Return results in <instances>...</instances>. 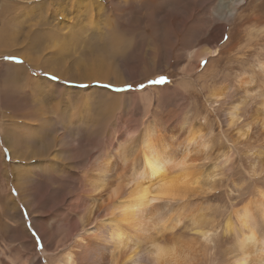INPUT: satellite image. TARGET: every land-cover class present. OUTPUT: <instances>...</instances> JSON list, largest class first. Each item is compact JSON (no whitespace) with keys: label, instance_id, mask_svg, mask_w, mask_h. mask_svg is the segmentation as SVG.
Listing matches in <instances>:
<instances>
[{"label":"rangeland","instance_id":"obj_1","mask_svg":"<svg viewBox=\"0 0 264 264\" xmlns=\"http://www.w3.org/2000/svg\"><path fill=\"white\" fill-rule=\"evenodd\" d=\"M31 1L33 0H0V30L2 27L9 32L8 36L17 35L16 38L19 42H22L25 36L28 27L25 28L24 26L28 23L21 20L20 24L23 25H19L17 28H14V21H10V24L1 23H5L6 17L13 16V12L18 10L19 6H15L12 11L9 8L11 5L14 3L28 5ZM95 1L104 3L109 12L111 10L116 11L113 16L115 23L125 35V38L122 35L124 38V44H121L123 53L106 50L98 32L91 31L88 36L76 35L71 40L65 41H71L73 44L75 42L79 48L77 49L79 51L74 52L72 54L74 56L68 60L72 61L75 57L76 60L79 59L78 62L81 63V66L92 63V60L93 62L103 61L105 63L113 60L111 63H115L114 65L122 73L123 79L125 60L135 70L139 66L138 58L129 52L131 50L144 52L146 59L152 63L155 56L157 57L153 53L152 45L159 42L161 48L158 59L161 66L158 75L166 76L167 81L158 85H149L144 77L138 78L137 80H143L147 86L146 90H141L134 83L136 80L133 81L132 89L126 88V84L129 82L123 81L119 83L112 80L75 82L73 79L70 80V75L67 78H61L56 75L55 71L46 68V64H52L53 68L54 66L58 67L57 54L54 53L53 48L46 49L43 54L36 53L40 60L38 65H34L21 55L14 54L12 56L15 59L6 60L5 57L9 55L7 49L2 46L0 39V53L1 51L3 53L0 54V85H2L0 88L4 85L5 64L7 62L15 63V65L24 66V69L28 70L31 75L46 78L59 85L79 88L87 92L96 90L97 95L94 97L95 100L93 99L95 107L93 113L96 119L107 118L109 114L114 115L113 121L109 124V135L100 141L102 144L97 142L95 137H90L86 130H83L84 128L94 129L96 124L88 123L82 126V124L75 123V119H72L74 123H70L72 128L68 135H71L74 141L69 150L71 154L63 153L65 162L61 158L59 160V157H53L60 153L57 151L60 150V145V147L57 146L58 148L55 145L50 150L43 151L44 155L42 156H26V159L21 161L14 159L10 154L12 153V143L16 148L27 153L35 147L43 146L50 140L52 142L57 135L56 132L58 133L61 127H66V119L63 117L57 121L52 120L53 124L48 128L46 127L47 129L45 128L41 132H33L36 135V142H32V144L27 142L30 135H20L17 127L16 132L8 130L5 136L0 131V264H58L59 256H63L69 250L71 252L72 249L74 254L75 251H85V255L86 253L89 255H86L81 261L76 256L75 264H103V261L106 262L105 255L109 243L104 238L107 237L109 219L107 217L94 218L95 220H92L91 225L86 222V229L96 224L99 228L104 227V231L83 232L80 235L81 239L76 234L80 233L83 226H79V218L77 217L79 214L77 215V208L72 204L76 202L79 195L84 193L86 180H89L92 175L87 170H89V164L95 157L107 154L112 147L118 149L127 147L132 157L136 158L138 148H140V136L145 135L146 127L153 128L152 125L154 124L155 127L157 124L158 131L161 130L158 136L155 135V139L163 132L165 139L172 141V145L175 141L179 142L183 139L188 124H195L203 128V137L199 139L197 145L190 147L192 151L190 149L189 156L196 161L198 167L205 174L210 173L207 174L210 175L208 176L210 180L208 178V182H206L207 185L204 184L203 189L194 197L196 200L204 199V202L202 204L199 202V204L201 206L207 204L202 206L206 211L220 216L231 209V195L237 197L234 200L241 204L242 199L256 195L258 197L260 191L264 190V0H246L240 5L236 17L230 21L220 20L217 16L223 15L229 9L227 0H159L156 8L154 4L140 5L139 3V6L133 9L124 3L117 5L114 0ZM55 5L56 3L53 4V7ZM68 13V16L60 18L57 15L51 17L50 13L46 12L42 17L45 18V24L48 25L36 24L35 28L40 29L46 26L49 29H56L59 39L64 41L61 38L62 30L59 25L65 28L67 24H58V21L70 23L71 12ZM186 20L187 22H185ZM36 22L41 23V19L37 18L32 23ZM219 26L224 27L217 42L220 50L218 55L212 56V54L204 53L205 47L209 48L206 38L209 39L212 32L218 33ZM64 31H68V28ZM168 31L173 32L176 36V38L172 37L176 41L172 50L167 47L168 39L171 37V34L168 36ZM29 45L18 47H25V49L31 47L33 50L34 48L37 50L36 40H31ZM192 47L197 49L198 56L194 54L190 56V51H193ZM125 51H128L129 54ZM112 53L122 56H113ZM51 54L56 56V59H51ZM201 54L202 56H200ZM83 58H89V61L83 62ZM107 58L111 60L107 61ZM184 67L185 69H183ZM10 69L14 72L15 68L11 66ZM53 77L57 78L53 79ZM9 88L11 89L8 91ZM16 88L15 85L10 86L7 88L6 94L3 95L2 92L0 95V115L2 116L4 113L3 116L9 117L10 124L8 126L13 124L12 122L18 115L16 112L20 110L18 108L23 106L19 98L21 92ZM118 91L120 95L117 98L116 105L118 106L115 107V105L108 109L110 113H107L104 109V96L110 92L117 94ZM220 92L226 96L224 102H217L213 97V93ZM121 93L131 94V97H134L132 99L134 102L131 100L128 102L125 96H121ZM7 96L8 98H6ZM43 97L46 104H52L53 99L48 93L43 94ZM4 104L7 106L4 107ZM16 105L17 109L14 108ZM232 107L237 109L241 119L231 125L229 124L227 109ZM101 113L107 114L103 116ZM245 123H251L249 132L245 136H239L238 129H241L242 124ZM256 125L258 126L256 127ZM124 137L126 140L122 143ZM127 140L128 142H126ZM102 145L105 147L103 146V148ZM134 149L136 152L132 153ZM179 150L180 148H176V151ZM31 163L36 165L29 168L27 165ZM20 165L26 175L22 178L24 180L23 190L16 188V179L21 172V169L18 170L17 167ZM115 172L112 174H116ZM210 188L213 189V192H208ZM233 188H241L244 195L239 192L240 197L238 192L235 193L234 190H230ZM214 194L216 198L209 199ZM103 198L105 199L104 196ZM163 210L167 212L164 207ZM100 234L104 235L101 236ZM33 236L36 237L35 247H33L32 242ZM41 236L43 239L40 238ZM81 244H85V246ZM96 254L99 256H94ZM121 264L126 263L121 262Z\"/></svg>","mask_w":264,"mask_h":264},{"label":"bare ground","instance_id":"obj_2","mask_svg":"<svg viewBox=\"0 0 264 264\" xmlns=\"http://www.w3.org/2000/svg\"><path fill=\"white\" fill-rule=\"evenodd\" d=\"M114 1L117 5L124 3L129 5L132 9L138 7L139 3L140 5L145 3L151 5L154 4L156 8L159 2V0ZM227 1L229 3V9L227 12L223 15L215 14L220 20L230 21L235 18L240 5L243 4V2H246V0ZM54 3H56V5L53 7ZM103 4L95 0H33L28 3V5L14 3L9 8L13 11L15 6H19L18 10L13 12V16L6 17L5 23L1 24H10V21H14V28H17L19 25H23L20 24V21L25 20L28 24H25L24 27L28 28L26 29L22 42H19L18 38H16L17 35L8 36L9 32L1 27L0 39L2 41V46L7 49L8 55H21L24 59L34 65H38L40 60L36 53L43 54L46 52V49L53 48L54 53L57 54L58 62H56L58 67L54 66L53 68L52 64H46V68L55 71L57 73L56 75H59L61 78H67L70 75V80L73 79L75 82L96 80H112L116 83L122 81L133 82L140 77L151 75L152 72L160 73L159 67L161 64L158 59V53L160 52L161 45L159 42L152 45L153 53L157 55L152 63L146 59L144 52H135L134 50L129 52L134 54V57L138 58L139 66L135 70V68L130 67L125 60L123 79L121 77L122 73L114 65L115 63H111L113 60L108 59L109 57L106 60H111V62H93L92 60V63H87L88 65L84 66H81V63L79 64L78 62L79 59L76 60L75 57L72 61L68 60V58L74 56L72 55L74 52L79 51L77 50L79 48L75 42L73 44L71 41H65L69 39L71 40L76 37V35L88 36L91 31L98 32V36L103 41L104 46H106V50L123 53L121 44L124 41L123 39L125 38V35L115 23L116 21L113 16L116 14V11L111 10L109 12L106 5ZM46 12H49L51 17L57 15L60 16V18L68 16V12H71L69 18L70 23H62L61 21H58V24H67L65 28L64 26L59 25L62 30V33H60L61 38L64 41L59 39L56 29L46 28L48 24H45V18L42 17ZM37 18L41 19V23L36 22L33 24L32 22ZM185 22H187V20ZM36 24H44L46 26L37 29L35 28ZM223 27L224 26L218 27L219 35L216 32H212L211 37L209 39L206 38L209 48L205 47V50H203L204 53L206 52V54L209 55L212 54V56L218 55L220 50L217 46V42L220 38V34L223 32ZM66 28H68V31H64ZM170 34L171 37L168 39L167 47L172 50L176 42L172 37L174 36L176 38V36L173 32L168 31V36ZM215 35L217 37H214ZM92 38L94 39V37ZM31 40L37 41V50L35 48L33 50L31 47H29V49L18 47L29 45ZM76 42H78L77 39ZM80 44L82 45V43ZM192 48L193 51H190V56L193 54L198 56L199 53L197 49H194L195 47ZM106 50L105 54L107 57ZM203 51L201 52L203 53ZM125 52L128 53V51ZM0 54H3L2 51ZM101 55H104V53H101ZM112 55L114 56L116 54L112 53ZM51 56V59L56 57L53 54H51ZM116 56L119 57L120 55ZM200 56H202V54ZM88 59L83 58L82 61H89ZM8 63L9 62L4 66V85L0 88V95H2V92L3 95L4 93L6 94V92L11 89L9 88L7 91V88L15 85L21 92V97L19 98L21 99V105L23 106L18 108L20 109V112H16L18 114L16 118L13 116L15 120L10 126H8L10 124L9 117L6 118L3 116L4 113L2 116L0 115V131H2L4 136L7 135L8 130L16 132L17 127L20 135H30L27 142L32 144V142H36V135L33 132H41L46 127H50L53 124L52 120L57 121L61 117L66 119V127H61L58 133L56 132L57 135L52 142H50V140L48 143L43 144V146L35 147L27 153L24 150L16 148L12 143V153L10 154H12L14 159L16 158L21 161L25 160L26 156H42L46 150H50L55 145L56 147L60 145V150H57L60 153L55 154L53 157H59V160L61 158V160L65 162L63 153H69V150L72 148L71 144L74 141L71 135H68L69 130L72 128V124L70 123H74L72 119H75V123L82 124V126L83 124L88 123L96 124V127H93L94 129L84 128L83 130H86L87 133L90 134V137H95L99 143H101V140H104L103 138L105 136L109 135V124L113 121L114 115L109 114L107 118L96 119L93 113V109L95 108L93 99L95 100L94 97L97 95L96 90L87 92L79 88L65 87L53 81H49L46 78L44 79L37 75H31L22 65ZM11 66L15 68L14 72L11 71ZM183 69H185V67ZM244 82L246 81L244 80ZM45 93H48L53 99L51 105L44 102L45 99L43 94ZM105 95L107 96H104V109L107 113H110L108 109L117 104V98L120 95L111 92ZM8 96L6 98H8ZM121 96H125L128 102L130 100L133 101L132 99L134 98L131 97V94L129 93L122 94ZM213 97H215V101L217 102H224V98L226 99L223 92L213 93ZM5 103L7 102L5 101ZM4 105V107L7 106V104ZM117 106L118 105L115 107ZM16 107L17 105L14 106L15 109H17ZM97 108L99 109V107ZM236 108L239 109L237 106ZM236 108L232 107L227 109L229 124L231 125L237 123L241 119ZM101 115L105 116L102 113ZM259 120L261 121V119ZM250 124L251 123L242 124L241 129H238V135L245 136L246 133L249 132L251 127ZM257 126L258 125H256V127ZM152 127L153 128L146 127L145 135L140 136V148L137 146L139 150L137 149L138 156L136 158L132 157V154L128 152L127 147L121 149L112 147L107 154L98 155L94 158L92 163L90 162L91 164H89V170L87 171L92 175L89 180H86L84 193L79 195L76 202L72 204L77 208V215L79 214L77 216L79 218V226H83L80 233L75 234L79 235V238H81L80 235L83 232H103L104 227L99 228L98 225L93 224L89 229H86L85 224L86 222H89L91 225L92 220H95L96 218L101 219L107 217L109 219L107 237L104 238L106 239V242L109 243V246L108 250L106 249V262L103 261V264H121V262H125L126 264H157L154 252L157 250L158 246L164 248L175 246L179 257L183 254V257L190 259L193 264H264V190L260 191L258 197H256V195L255 197L253 196L248 199H242L240 201L242 202L241 204L234 200L237 197L231 195V209L228 212L222 213L220 216L213 214V212L206 211L202 206L207 204L202 206L199 204V202L202 204L204 199H199V201L194 197L195 194L203 189L204 184L208 182V176L210 175L207 174L210 173L207 171L208 173L206 172L207 174H205V172L198 167L196 161L189 156L192 151V148L190 147L195 144L197 145L199 139H202L203 128L201 126H196L195 124H188L183 139L179 142L175 141L172 145V141L165 139L166 137H164L163 132L157 137V139H155V135L158 136L161 130H157V124L156 127L155 124L152 125ZM117 130L116 132H119ZM125 137L122 143L126 140ZM41 141L43 142V140ZM126 142H128V140ZM103 146L104 145H102V147ZM176 148H180V150L176 151ZM132 151V153H135L136 149ZM183 151L185 152L183 153ZM35 165L36 164L31 163L27 166L31 168ZM17 169H21V172L16 179V188L23 190L24 180H22V178L26 175L24 169L21 168V165L18 166ZM161 169H163V171H161ZM112 172H115L116 174H112ZM230 190H234L233 192H238V194L239 192H242L241 188H233ZM145 192L147 193L146 198L144 197ZM242 194L243 192L241 195ZM95 199L96 201H94ZM140 204H145L147 207L139 212L133 211V209H136ZM163 207L166 208L167 212L163 210ZM120 209H128V211L123 212L120 211ZM205 237H207V239H205ZM82 246H85V244ZM72 251L70 252L69 250V252L65 253L63 256H59L58 264H75L76 256L78 259L80 258L81 261L86 255H88V253L85 255V251H75V254L72 253ZM94 256L98 257L99 254ZM171 261L170 258H165L160 260L159 264H170Z\"/></svg>","mask_w":264,"mask_h":264},{"label":"snow or ice","instance_id":"obj_3","mask_svg":"<svg viewBox=\"0 0 264 264\" xmlns=\"http://www.w3.org/2000/svg\"><path fill=\"white\" fill-rule=\"evenodd\" d=\"M5 59L6 60H13V59H15V57L12 56V55H9V56L5 57ZM56 78L57 77H53V79H56ZM144 80H147L149 85H158V84L165 83L167 81V77L164 76V75H158L157 72H152L151 75H146L144 77ZM134 83L141 90H146L147 86L145 85L143 80H136V81H134ZM0 86H2V85H0ZM132 87H133V82H129V83L126 84V88L132 89ZM118 94H119V91L117 92V95ZM161 171H163V169H161ZM208 192H213V189H211V188L208 189ZM144 197L145 198L147 197V193L146 192L144 193ZM210 198H216V195L214 194L213 196H210L209 199ZM146 207H147V205L140 204V205L137 206L136 209H133V211L139 212L140 210H142V209H144ZM120 211L127 212L128 209H120ZM40 238L43 239L42 236ZM205 239H207V237H205ZM35 240H36V237L33 236L32 237L33 247H35V243H34ZM154 256L156 257L157 264H159L160 260L165 259V258H170L172 261L180 259L179 255L177 253V248L175 246L169 247V248H164L162 246H158L157 250L154 252Z\"/></svg>","mask_w":264,"mask_h":264},{"label":"clouds","instance_id":"obj_4","mask_svg":"<svg viewBox=\"0 0 264 264\" xmlns=\"http://www.w3.org/2000/svg\"><path fill=\"white\" fill-rule=\"evenodd\" d=\"M170 264H193V262L190 259L183 257V254H182L180 259L171 261Z\"/></svg>","mask_w":264,"mask_h":264}]
</instances>
